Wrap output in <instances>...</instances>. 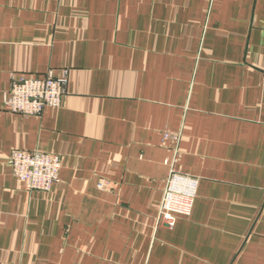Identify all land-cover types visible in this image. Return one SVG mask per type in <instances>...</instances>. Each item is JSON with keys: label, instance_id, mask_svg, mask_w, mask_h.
<instances>
[{"label": "crops", "instance_id": "obj_1", "mask_svg": "<svg viewBox=\"0 0 264 264\" xmlns=\"http://www.w3.org/2000/svg\"><path fill=\"white\" fill-rule=\"evenodd\" d=\"M263 54L264 0H0V264H264ZM49 73L62 106L6 108ZM17 149L62 156L50 191ZM173 168L199 184L167 226Z\"/></svg>", "mask_w": 264, "mask_h": 264}, {"label": "built area", "instance_id": "obj_2", "mask_svg": "<svg viewBox=\"0 0 264 264\" xmlns=\"http://www.w3.org/2000/svg\"><path fill=\"white\" fill-rule=\"evenodd\" d=\"M264 55V54H263ZM67 76L52 73L44 77H13L5 94V106L14 113L40 115L47 107L63 105ZM166 138L178 137L166 131ZM14 174L24 182L29 191H50L59 179L62 156L44 151L17 149L10 156ZM109 180L101 178L98 187H109ZM199 178L173 168L167 180L158 220L174 226L180 216L190 215L197 197Z\"/></svg>", "mask_w": 264, "mask_h": 264}, {"label": "rangeland", "instance_id": "obj_3", "mask_svg": "<svg viewBox=\"0 0 264 264\" xmlns=\"http://www.w3.org/2000/svg\"><path fill=\"white\" fill-rule=\"evenodd\" d=\"M101 178H104V177H101ZM101 178H99V180L101 179ZM99 182V181H98ZM166 187V186H165Z\"/></svg>", "mask_w": 264, "mask_h": 264}]
</instances>
